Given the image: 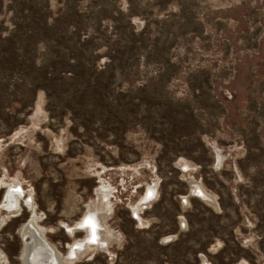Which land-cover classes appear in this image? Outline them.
Wrapping results in <instances>:
<instances>
[{"label": "rangeland", "instance_id": "374dc122", "mask_svg": "<svg viewBox=\"0 0 264 264\" xmlns=\"http://www.w3.org/2000/svg\"><path fill=\"white\" fill-rule=\"evenodd\" d=\"M2 182L8 264L25 199L66 254L102 185L114 237L72 264H264V0H0Z\"/></svg>", "mask_w": 264, "mask_h": 264}, {"label": "bare ground", "instance_id": "6f19581e", "mask_svg": "<svg viewBox=\"0 0 264 264\" xmlns=\"http://www.w3.org/2000/svg\"><path fill=\"white\" fill-rule=\"evenodd\" d=\"M193 181H191L192 184ZM2 184H7L6 185V190H14L15 192H12L10 194L9 197V201H4L2 200V202L0 203L2 206H4L5 208V214L0 216V226L2 224H4L5 221H7L8 217L10 216H14V214H18L20 211V206L18 205V200L20 198L21 195V190L19 188V185H17L18 183H14L12 186V184L10 185V183H6V182H2ZM193 187V192L194 195L197 197H200L201 199H203L204 201H206L207 203H211V205L215 204V201L213 200L212 196L208 195L206 192H204L201 187L199 185H191V188ZM107 187L105 185H102L100 187V191L101 193H103L104 196H102V202L99 204L98 202L93 203V204H88L87 209H85L86 213L85 215H83L82 219L80 220V222L69 226L67 224H62L64 225L62 228L67 232V234L69 236H73L74 232L77 230H81L84 231L85 236L83 239L81 240H75L72 242V244H68V249L66 254H61L60 252L58 253V255H60L61 260L64 261L65 264H72V262L77 259V257L83 253H85L88 248L89 245L95 246V248L97 246H105L103 248H106L109 240L111 237H114V234L112 232H110L109 228L107 227L106 224V218L108 216V214L106 212H104V207L109 205L108 202V190L106 189ZM8 191V192H10ZM7 192V193H8ZM5 194V193H4ZM22 196V195H21ZM155 197V188L151 187L148 188V190L146 191L143 199L139 202V205L141 207H143V205H148L150 201L153 200V198ZM188 198V197H186ZM184 198V202L187 203V199ZM25 203L26 206L29 209V213L31 214L29 220H30V225L32 226V229L34 231H36V233L39 235V238H35L37 241L34 243L35 244V251L33 253V258H32V264H36L37 260L39 259V261L42 262H47L52 263L55 262L53 261L55 257H53L49 252L48 248L45 246H51L50 243L45 240V231L46 228H44L43 226L39 225V220L40 217L35 213L34 211V205L33 203H31L30 199H25ZM103 204V205H101ZM106 205V206H105ZM216 206V205H215ZM142 209V208H141ZM137 206L134 208L132 207V213L135 216V218H137L139 220V212L140 210ZM18 212V213H17ZM2 223V224H1ZM26 223H24L21 227L20 230V235L24 236V235H28L31 237V240L33 238V235L35 234L34 231H30V233H25L24 232V227H25ZM34 225V226H33ZM35 237V236H34ZM45 238V239H44ZM40 239V240H39ZM44 241V242H42ZM34 242V241H33ZM29 244V240L26 239L23 242V246H22V252L20 254V262L22 263V256H23V250H24V244ZM26 247V246H25ZM52 247V246H51ZM56 249V248H55ZM107 249V248H106ZM54 251V250H53ZM57 251V249H56ZM53 257V258H52ZM0 264H8L6 257L1 253L0 251Z\"/></svg>", "mask_w": 264, "mask_h": 264}, {"label": "water", "instance_id": "95a60500", "mask_svg": "<svg viewBox=\"0 0 264 264\" xmlns=\"http://www.w3.org/2000/svg\"><path fill=\"white\" fill-rule=\"evenodd\" d=\"M8 191H10V190H7L6 192H5V194L3 195V200L4 201H9L10 202V200H9V197L8 196H10V194L12 193V192H15L14 190H12V191H10V192H8ZM8 192V193H7ZM190 195L189 196H192V195H194V192L191 190L190 191V193H189ZM5 210V208H4V206H2L1 204H0V212L1 211H4ZM30 223V220L28 219L27 220V222H26V225H25V227H24V232L25 233H30V231H32L33 229H32V226L29 224ZM34 226V225H33ZM34 231V230H33ZM34 235H33V238H32V240H31V237L29 236V234L28 235H24V236H21L20 235V237H21V239H22V241L24 242V240H26V239H28L29 240V244H24V250H23V256H22V263L23 264H32V258H33V253H34V251H35V242L37 241L35 238H39V235L36 233V231H34ZM35 236V237H34ZM45 239V238H44ZM40 240V239H39ZM46 240V239H45ZM34 241V242H33ZM42 242H44V241H42ZM51 245V244H50ZM26 246V247H25ZM52 246V247H51ZM51 246H45V247H47L48 248V250L50 251L49 253L53 256V257H55V259L56 260H54V258H53V261H55V262H52V263H49V264H65L64 263V261L63 260H61V257H60V255H58V252L56 251V249H55V247L53 246V245H51ZM68 248V247H67ZM54 250V251H53ZM36 264H48L46 261L45 262H42V261H39V259L37 260V263Z\"/></svg>", "mask_w": 264, "mask_h": 264}, {"label": "trees", "instance_id": "16d2710c", "mask_svg": "<svg viewBox=\"0 0 264 264\" xmlns=\"http://www.w3.org/2000/svg\"><path fill=\"white\" fill-rule=\"evenodd\" d=\"M32 29H36V27H32L31 30H32Z\"/></svg>", "mask_w": 264, "mask_h": 264}, {"label": "snow or ice", "instance_id": "6c2138e0", "mask_svg": "<svg viewBox=\"0 0 264 264\" xmlns=\"http://www.w3.org/2000/svg\"><path fill=\"white\" fill-rule=\"evenodd\" d=\"M169 239H170V237H169Z\"/></svg>", "mask_w": 264, "mask_h": 264}]
</instances>
